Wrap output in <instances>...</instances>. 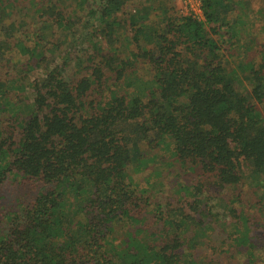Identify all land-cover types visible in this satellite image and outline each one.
Segmentation results:
<instances>
[{
	"label": "trees",
	"instance_id": "1",
	"mask_svg": "<svg viewBox=\"0 0 264 264\" xmlns=\"http://www.w3.org/2000/svg\"><path fill=\"white\" fill-rule=\"evenodd\" d=\"M174 3L0 0V264H260L264 0Z\"/></svg>",
	"mask_w": 264,
	"mask_h": 264
},
{
	"label": "rangeland",
	"instance_id": "2",
	"mask_svg": "<svg viewBox=\"0 0 264 264\" xmlns=\"http://www.w3.org/2000/svg\"><path fill=\"white\" fill-rule=\"evenodd\" d=\"M135 2L141 4V6H151V7H156L158 10V12H154L153 14H161V11H162V8L166 5L167 3V0H135ZM160 5H162L163 7L160 8ZM174 5L177 7H179V5L177 3H174ZM130 7H131V4H130ZM154 10V9H153ZM157 19H159V15H157ZM255 191V190H254ZM253 192V190H249V194H251ZM249 198H252L253 200L251 201L252 204H255L257 202V207L254 208L255 211H258V212H255L256 214V218L257 220H263L264 221V217L262 216V208H261V205L258 204L259 202V196L258 194H254L253 193V196H248V199ZM260 210V211H259ZM258 214V215H257ZM259 225V224H257ZM263 226V227H262ZM261 231L257 232L255 235L257 236V239L255 240V243H256V254L257 256H255V261L257 262H260V264H264V234H262V232L264 231V223L261 225ZM262 242V243H261ZM262 261V262H261Z\"/></svg>",
	"mask_w": 264,
	"mask_h": 264
},
{
	"label": "built area",
	"instance_id": "3",
	"mask_svg": "<svg viewBox=\"0 0 264 264\" xmlns=\"http://www.w3.org/2000/svg\"><path fill=\"white\" fill-rule=\"evenodd\" d=\"M178 9L198 20H205L203 0H176Z\"/></svg>",
	"mask_w": 264,
	"mask_h": 264
}]
</instances>
